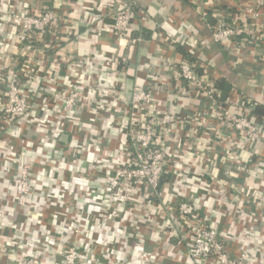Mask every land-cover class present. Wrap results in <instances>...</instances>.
Instances as JSON below:
<instances>
[{"label":"built area","instance_id":"built-area-1","mask_svg":"<svg viewBox=\"0 0 264 264\" xmlns=\"http://www.w3.org/2000/svg\"><path fill=\"white\" fill-rule=\"evenodd\" d=\"M6 1L0 6V264H171L170 256L179 264H264V238H243L264 223V120L233 110L245 96L233 93L221 104L219 73L198 59L168 61L174 81L151 86L145 78L128 98L118 82L104 83L115 58L95 50L101 68L84 62L78 33L98 38L100 17L114 7L110 30L118 47L134 46L140 38L133 21L145 14L133 0H107L106 7L85 0L84 20L60 6L25 10L23 0ZM187 1L208 22L212 42L235 51L238 60L253 52L250 46L264 49V0ZM66 32L73 37L62 39ZM257 74L248 81L263 93L264 73ZM186 94L203 107H182ZM170 100L181 107L165 109ZM201 119L226 129L224 137L213 140L217 129H201ZM10 129L13 142L4 134ZM63 135L76 160L60 145ZM189 139H201L203 151L181 167L176 147ZM102 141L120 150L121 162L102 159ZM250 147L255 157L244 164L240 153ZM222 148L229 150L221 161L227 166L210 167ZM252 169L257 184L233 181ZM159 204L164 215L147 210ZM146 242L156 246L154 253L141 250Z\"/></svg>","mask_w":264,"mask_h":264},{"label":"crops","instance_id":"crops-1","mask_svg":"<svg viewBox=\"0 0 264 264\" xmlns=\"http://www.w3.org/2000/svg\"><path fill=\"white\" fill-rule=\"evenodd\" d=\"M84 1L85 0H23V9L26 10L28 5L30 7H36L39 3H46L52 7L60 6L65 12H67V14L84 20ZM99 1H101L102 4L107 0ZM133 1L145 14L144 20H140L137 16L133 21L134 23L131 28L133 31L132 33L134 36L140 38L134 46L127 45L125 47H118L117 39H115L110 30L114 7H108L107 15L105 17H100L102 26H99L98 38L91 36L84 31L78 33L79 36L76 50L78 51L79 57L84 62L92 61V66L94 65L97 70L101 68L102 57L97 56L96 60H94L93 53L95 50L101 51L102 53H106L115 58L114 65L111 67L112 69L108 68L109 71L113 72L104 75V79L102 80L104 83L118 82L120 84L118 88L122 89V96L126 98L130 96L132 88L136 85L140 86L141 84L146 83L145 78L150 80L148 83L151 86L167 85V81H174V78L169 75V70L166 68V64L171 60L177 62L178 59L181 58V54H184L185 50V53H188L198 60L205 61L215 69L220 76L227 78L234 86L236 94H242L253 100H262L264 103V92L262 93L261 90L259 91L258 88L253 87L248 81V77L256 72L258 73L257 78L260 77L261 73H264V61L262 62L260 58L264 49L261 47L250 46L249 48L252 49L253 52L247 49V56L240 61L237 59L235 51L232 52L230 49L227 50L224 45L212 42L208 22L203 21L194 13L192 6L187 0ZM6 3V0H0V6ZM103 6L106 7L105 5ZM3 27L10 29L8 22H5ZM165 38L170 39L169 42L168 40H165ZM62 64L67 66V68L69 67L68 60ZM144 64H147L150 68H145ZM61 75L65 76L66 74L61 72ZM180 85L182 86L184 83L182 82ZM179 94L181 95V93ZM187 96L189 95L186 94V97L183 98V103L187 106L182 107L194 110H200L203 107L201 103L197 105L194 98L190 96L189 98ZM233 97H235V94H233ZM180 101L182 102L181 99ZM164 106L165 109L173 111H176L178 107H181L179 103L173 102L172 100L168 102L166 101ZM198 124L201 129H217L218 133H213L216 141L221 140L227 131L226 129H222L219 125H215L213 121L201 119ZM105 126L106 125H103V127ZM96 127L97 128L93 131L95 134H98L100 126ZM54 129H56V126ZM4 134L6 139L11 142L16 138L11 134V129L7 130ZM43 135L44 133L42 132L41 136ZM68 138L66 136L65 141L61 140L60 145L62 147L66 146ZM189 140L190 141L187 142L183 141L185 143H183L182 146L176 147L181 167H185L192 161L198 160L203 151L204 144L201 139H199V141H194V139ZM260 145L261 144H257L256 146L259 147ZM189 146L191 149H188ZM114 147L116 148V146ZM109 149L111 148L106 141L100 143L98 150L102 159L105 162L113 164L121 162L122 155L120 154V150H117L116 153L115 151H112L113 149ZM222 149L224 153L223 157L215 161L210 167L219 169V165L224 167L227 166L221 161L227 157L229 150L227 148ZM255 150L256 147H250L240 153V158L244 164L253 161L256 152ZM64 152L67 153L66 155L70 156L72 160H76V151L74 149L65 147ZM81 162L83 165L86 164V160L84 159H82ZM76 174L83 176L85 174L84 167L81 166L78 168ZM258 180V171L255 169L247 171L242 176L235 174L233 177V181L240 184H257ZM164 182L166 183L165 180ZM169 185L170 184L166 183V186ZM176 186L173 188H176ZM73 187L77 193L81 194L79 185ZM177 188L182 192L185 190V187L180 184H178ZM44 191H47L46 187L44 188ZM169 196L170 195L167 192H164L163 200H169ZM248 206L250 210H255L254 203H250ZM147 210L154 214L164 215L163 206H160V204L155 207L147 205ZM108 223L111 224L110 222ZM122 229L126 231L125 227H122ZM252 232V235L243 234V238L249 239L250 236H252V238H264V223ZM147 235L150 236V239L154 237L152 232H147L146 236ZM165 247L169 246L165 245ZM141 250L146 253H153V251H156V246L150 242H146L142 245ZM168 259L172 261L171 264H179L177 261L175 263L171 256ZM158 261H161L160 257L158 258ZM49 264H56V262H51Z\"/></svg>","mask_w":264,"mask_h":264},{"label":"trees","instance_id":"trees-1","mask_svg":"<svg viewBox=\"0 0 264 264\" xmlns=\"http://www.w3.org/2000/svg\"><path fill=\"white\" fill-rule=\"evenodd\" d=\"M72 37H73L72 34L69 32L61 34L62 39H69ZM47 54H48V51H47ZM51 60L53 61L52 58H51ZM194 60L196 61L197 59L194 58L193 56L189 55L188 53H185V50H184V54L183 53L181 54V58L178 59L177 62L194 61ZM216 87L219 90L218 101L221 104H226V101H228L230 99V97L233 95V93H236L235 88L232 85V83L227 78H225L223 76H219L217 78ZM246 99L247 100L249 99L250 101L248 103H246ZM233 110L236 113L244 114V115H246L249 118L254 119V120H257V119L258 120H264V103L262 102V100H253L252 98L245 96V101L243 100V105H241L240 108H234ZM212 139L216 140L214 137V134L212 136ZM81 166H82V163L78 166V168H80Z\"/></svg>","mask_w":264,"mask_h":264},{"label":"water","instance_id":"water-1","mask_svg":"<svg viewBox=\"0 0 264 264\" xmlns=\"http://www.w3.org/2000/svg\"><path fill=\"white\" fill-rule=\"evenodd\" d=\"M61 140L65 141V140H66V135H63V136L61 137Z\"/></svg>","mask_w":264,"mask_h":264},{"label":"rangeland","instance_id":"rangeland-1","mask_svg":"<svg viewBox=\"0 0 264 264\" xmlns=\"http://www.w3.org/2000/svg\"><path fill=\"white\" fill-rule=\"evenodd\" d=\"M154 200V199H153ZM170 248V247H169ZM153 253H154V251H153Z\"/></svg>","mask_w":264,"mask_h":264}]
</instances>
